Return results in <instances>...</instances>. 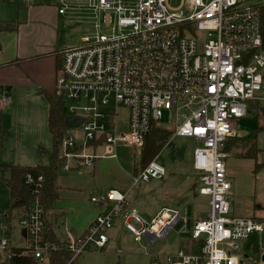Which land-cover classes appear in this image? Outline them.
Wrapping results in <instances>:
<instances>
[{"label":"built area","instance_id":"1","mask_svg":"<svg viewBox=\"0 0 264 264\" xmlns=\"http://www.w3.org/2000/svg\"><path fill=\"white\" fill-rule=\"evenodd\" d=\"M56 8L63 15L69 9H89L96 27L94 37L63 49L55 93L67 101L89 98L95 103L68 107V114L83 116L84 121L66 127L63 168L69 170L73 160L93 167L97 159L117 157L120 143L140 147L167 112L174 130L165 147L172 148L176 136L198 141L194 167L201 174L200 191L210 196V210L192 232L194 238H204L200 253L168 256L165 264H242L237 255L240 242L263 233L264 218L230 215L226 145L249 102L260 101L264 107V2L181 0L173 6L172 0H57ZM101 94L103 103L113 97L127 109L125 123L117 108L99 109ZM73 129L84 136L78 137ZM101 145L103 152L98 150ZM262 153L264 157V146ZM164 174L158 154L133 176L132 185ZM26 183L34 185L35 198L20 219L25 247L43 260L60 244L45 239V213L37 196L43 177L35 180L28 174ZM90 199L112 207L99 213L84 233L70 237L72 259L105 247L119 216L138 241L144 236L163 238L180 217L178 209L163 207L146 221L128 206L126 193L118 187ZM12 247L9 238H0V252L10 255Z\"/></svg>","mask_w":264,"mask_h":264},{"label":"crops","instance_id":"2","mask_svg":"<svg viewBox=\"0 0 264 264\" xmlns=\"http://www.w3.org/2000/svg\"><path fill=\"white\" fill-rule=\"evenodd\" d=\"M10 1L13 3L18 1V9L15 10L16 15H18L17 21L5 20L4 15L14 5L7 3L8 1L6 0H0V23H11L10 28L0 29V177L3 179L8 190L6 178L10 176V170L3 169L4 166L49 165L52 162L51 148L53 140L49 129V97L55 96L56 79L62 73L63 49L73 46L60 45V34L56 29V23L60 16L66 15L58 13L56 8L57 2L49 4L46 0H36L33 6H28L21 0ZM22 8H25L27 13L25 11L21 12ZM21 15L26 17L20 20ZM4 96L8 99L3 100ZM165 124L157 123L152 129V132L157 128L163 131H169L172 135L174 125L171 123ZM246 138L247 136L244 135V132L237 128L236 134L228 139L226 145L229 153L226 160L227 173L232 182L230 198L232 209L230 215L233 217L264 218V206L259 204L257 199H255L254 205L250 200L256 197L255 188L252 190V193L246 192V181H242L245 180L244 173L247 169L255 167L257 171L263 167L256 168L257 163L263 165V162H259L258 160L261 149L259 148L258 156L253 157V152L251 153L249 149L244 148L241 144ZM196 142L198 143L197 140ZM49 144L50 146H48ZM140 147L139 150L141 153ZM102 149V145L98 147V150ZM110 158L114 157L97 159L94 166L89 167L92 169V174L95 179H93V182L91 178L88 185L86 182H83L85 180L84 176L73 175V172L82 166L75 160L70 162L71 168L69 170L64 169L63 166L60 169L68 172L70 175L61 177V172H59L60 170L58 171L59 194L53 208L48 212V219L52 220L53 230L63 242H68L70 237H76L84 233L99 213L108 211L112 207V203H107L106 205L92 203L90 198L94 194L104 193L111 187H118L126 193L128 206L136 209V206L132 203V198L129 196L130 189L136 186H132V181L129 185L127 181H119L114 178L105 183L96 180V174H99V170L102 171L99 161ZM140 163V161L137 162L133 171L127 173L130 178L135 176V172L139 170L141 165ZM193 172L195 179L190 187L191 191L186 194V196L188 195L190 197L188 201L192 200V202V198L195 199L199 194L206 195L200 191L202 184L201 174L194 167V155ZM166 173L167 170L165 168L164 176L156 178L155 181H158L157 179H160V181L164 180ZM152 180L154 178L147 181V184ZM161 187L160 189L156 188V186H149L148 188V191H151L155 196L162 197L164 200L155 210L151 219L163 207L178 209L180 211V217L168 233L163 238L158 239L164 242L172 234L171 236L175 240L170 248H166L163 245L156 249L155 252L152 251L158 261V263H153L157 264H165L168 256H174L180 253H200L204 238H194L192 232L196 222L204 218L210 210L209 195H206L208 196L206 201L209 207L205 210V214H195L193 208L191 209L189 207V202H181L183 196L179 190L166 189L164 184ZM88 193L90 194V198L86 196ZM84 197H87L89 202L86 203ZM62 199H66L70 204H66V206L60 204ZM10 206L5 211L10 216V219L8 222L4 220L0 238L8 237L13 246L25 247L27 240L20 224V219L27 213V210L14 209L9 211ZM13 216H18L17 222L14 224ZM113 229L117 230V235L115 234L111 237L119 238L123 232L126 235L128 232H125L126 227L121 216L115 219V226L110 230ZM108 234L110 238L111 233L109 232ZM254 234L256 233L251 234L249 238L240 242L237 255L242 264H246L248 260L249 263L254 262L252 256L253 246L250 245V240ZM143 238L150 242L147 248V253H150V247L156 240H152L150 236H144ZM17 241H21L23 244L20 245L21 242L19 243ZM14 242H17V244H14ZM260 246H263L262 242H260ZM262 262L264 264L263 259Z\"/></svg>","mask_w":264,"mask_h":264},{"label":"rangeland","instance_id":"3","mask_svg":"<svg viewBox=\"0 0 264 264\" xmlns=\"http://www.w3.org/2000/svg\"><path fill=\"white\" fill-rule=\"evenodd\" d=\"M7 3H10L12 6L5 16L6 21H17L18 15H16L15 10L18 9L17 3H13L10 0ZM49 4H54L57 0H46ZM260 2H264V0H258ZM181 0H172L173 6H178ZM27 11L25 8L21 9V12ZM93 13L89 9H81V10H73L69 9L67 11L66 16H60L57 23L56 29L60 34V45H76L84 42L85 37H94L96 34V27L93 17ZM26 16L21 15V19ZM13 18V19H11ZM26 20V18H24ZM55 95H57L55 93ZM91 94L90 96H92ZM262 95V93H259ZM103 95L99 96V109L108 111L110 109H118L119 117L122 120V123H125L126 116L128 114L127 109L122 104H117L113 97L109 98L108 103L102 102ZM251 102L255 103L254 106ZM74 103H80L82 106H94L95 103L91 102L89 98L82 99L79 101L69 100L66 112L68 113V107ZM165 123H170V119L168 118L167 112L163 115L162 118L158 120V124L166 125ZM122 128H126V125H123ZM237 128L244 132V135L250 139V143L248 145H244L243 147L246 149L258 147L261 149V154L259 153L258 160L259 162H263V167L259 170H255V167L251 169H247L244 173V179L242 181H246V192L252 193L255 188V198H251L252 204L255 199L258 200V203L264 206V157L262 153V149L264 146V109L262 107V103L260 101L251 100L248 104V112L244 118H241L238 121ZM73 132L77 134L78 137H83L84 134L81 130L73 129ZM48 137V136H47ZM50 140V136H49ZM51 144V141H50ZM50 144L48 146H50ZM198 143L194 138L176 136L174 139V147H164L159 153V161L166 168L167 173L164 180L157 179L158 181L152 180L150 183L140 182L135 187L130 190V197L132 198V203L136 206V209L139 211L141 217L149 221L151 217L154 215L155 210L162 204L164 201L162 197L155 196L151 191H148L149 186H156V188H162V184L166 189H177L180 191V194L183 196L181 202H189V207L194 210L195 214H205V210L209 207L207 204L206 195L199 194L195 199L188 201L190 197L186 196L187 192L189 193L190 187L195 179V175L193 172V155L194 150ZM185 146L186 152L184 158H179L176 155V150L179 147ZM246 146V147H245ZM99 152H103L99 150ZM245 152V151H244ZM244 154V153H243ZM235 157V156H234ZM241 157V156H240ZM243 157V156H242ZM105 158V157H103ZM141 159V153L139 147H131L125 144H119L117 146V157L104 159L99 161L100 168L102 167V171L99 170V174H96V180H99L102 183L110 181L111 179H118L119 181H127V183L131 184L130 176L127 174L132 172L134 166ZM3 169H6L5 166ZM60 176L64 177L68 175V172L60 170ZM73 175L84 176V183L88 185L89 182L95 179L92 174V169L87 166H81L78 170L73 172ZM70 175V174H69ZM257 175V177H255ZM94 182V181H93ZM66 184V183H65ZM67 186V184H66ZM134 186V185H132ZM147 190V192H146ZM253 194V195H255ZM87 197L90 194L86 195ZM87 197H84V201L87 203L89 200ZM253 197V196H252ZM195 201V202H194ZM66 206V204H70L66 199H62L61 203ZM254 205V204H253ZM10 206V196L9 190L6 188V184L3 179L0 177V235L2 234V225L4 220L8 222L10 216H8L6 209ZM188 207V206H187ZM186 207V208H187ZM109 211V210H108ZM16 214V212H14ZM18 216H13V224L17 222ZM128 231V232H127ZM111 233L109 242L100 250H93L85 252L78 257L75 258L74 264H152L153 262H157V259L154 256L156 249L165 245V247L171 246L173 241L175 240L170 234L167 239L162 242V240H156L151 245V252L147 253V248L150 245V242L146 241L143 238L141 241L136 240L135 236L126 228L127 235L123 232L121 236L118 238L111 237L113 235H117V230H109L108 233ZM109 235V234H108ZM8 238V237H7ZM21 242V241H17ZM14 242V244H17ZM260 242L263 243V246H260ZM152 243V242H151ZM23 243L21 242L20 245ZM250 245L253 246L252 256L253 263L249 260L246 261L248 264H263L262 256H263V248H264V232L259 234L256 233L250 240ZM121 249V250H119ZM246 263V264H247ZM70 264V262L68 263Z\"/></svg>","mask_w":264,"mask_h":264},{"label":"trees","instance_id":"4","mask_svg":"<svg viewBox=\"0 0 264 264\" xmlns=\"http://www.w3.org/2000/svg\"><path fill=\"white\" fill-rule=\"evenodd\" d=\"M10 27L11 23H0V29H8ZM49 103V129L53 140L51 164H37L34 166L8 165L5 168L10 170V176L6 178V182L11 198L9 211L14 209L28 210L35 195L32 191L34 185L26 183V178L28 174H32L35 180H38L39 176L43 177V187L39 190L37 196L45 213L46 230L44 235L46 240L59 243L60 248L49 251L45 255V258L40 260L28 248L13 246L10 250V255L0 252V264H68L69 262L70 264H74L75 262V259H72L73 252L67 246L68 242H63L58 238L53 230L52 220L48 219V212L53 208L59 194L58 171L64 164L62 143L66 131L65 117L68 113L65 109L68 101L62 95H55L54 97H49ZM251 103L256 106L255 103ZM150 134L144 138L143 144L140 147L141 165L139 170L135 172V175H138L159 154L171 135L169 131L157 128ZM249 140L246 138L241 144L243 146L248 145L250 143ZM249 150L251 153L253 152V157L258 156V147L250 148ZM260 166L261 163H257L256 168L258 169Z\"/></svg>","mask_w":264,"mask_h":264},{"label":"water","instance_id":"5","mask_svg":"<svg viewBox=\"0 0 264 264\" xmlns=\"http://www.w3.org/2000/svg\"><path fill=\"white\" fill-rule=\"evenodd\" d=\"M84 121V117L76 114H68L65 117V125L66 127H78ZM176 155L180 158L185 156V146L180 147L176 150ZM264 260V256L262 258Z\"/></svg>","mask_w":264,"mask_h":264}]
</instances>
